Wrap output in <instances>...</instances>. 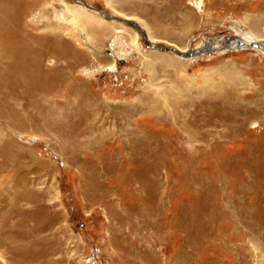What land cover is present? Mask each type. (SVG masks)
I'll list each match as a JSON object with an SVG mask.
<instances>
[{"label": "rangeland", "instance_id": "obj_1", "mask_svg": "<svg viewBox=\"0 0 264 264\" xmlns=\"http://www.w3.org/2000/svg\"><path fill=\"white\" fill-rule=\"evenodd\" d=\"M80 1L0 0V264H264V54L228 43L264 46V0ZM40 53L56 101L27 91Z\"/></svg>", "mask_w": 264, "mask_h": 264}, {"label": "bare ground", "instance_id": "obj_2", "mask_svg": "<svg viewBox=\"0 0 264 264\" xmlns=\"http://www.w3.org/2000/svg\"><path fill=\"white\" fill-rule=\"evenodd\" d=\"M77 2V4L78 5H80L81 7L83 6V7H86L87 9H90L91 10V8L88 6V5H86L85 3H82L80 0H76ZM136 2H138V1H136ZM195 3V2H194ZM199 3H200V1H196V6H199ZM80 8V7H79ZM130 8H132V7H130ZM134 8V7H133ZM130 10V9H129ZM198 10H199V8H198ZM93 11V10H92ZM131 11V10H130ZM132 12V11H131ZM134 12V11H133ZM94 13H95V11H94ZM98 13H100V15L102 14L101 12H98ZM95 14H97V13H95ZM71 15H72V19H71V21L73 22V23H76V24H78L81 28H83V29H85L87 32L89 31V32H91V33H96L97 31H96V28L95 27H92V21L86 16V15H84V13H82V12H80L79 10H73L72 12H71ZM98 15V14H97ZM100 18H102L103 20H105V21H110V22H115V21H117V22H121V23H124V22H122V21H120V20H114V19H105L102 15H101V17ZM125 19H128V20H130V17H125ZM250 19V18H249ZM136 20V19H135ZM140 20V19H139ZM250 26H251V28H253V27H255V26H258L259 24L258 23H263L264 22V16H259L258 14L255 16H252L251 17V19H250ZM140 22V21H139ZM144 22V21H143ZM142 21H141V25L145 28V29H143L142 27H140L139 25H137L138 27H140L141 28V31H142V33H144V31L143 30H146V32L148 33V38L152 41H154V42H156V39H155V37L151 34V32L149 31L150 30V27L149 26H147V24L146 25H144V23H143ZM182 23V22H181ZM3 24L4 23H2V22H0V27H3ZM125 24V23H124ZM134 24H137V23H135L134 22ZM129 25H131V24H129ZM132 26V25H131ZM5 27V26H4ZM4 27L3 28H1V30L0 31H3V30H5L4 29ZM133 28H135L134 26H132ZM259 28V27H258ZM135 29H137V28H135ZM184 29V28H183ZM138 30V29H137ZM180 30V29H179ZM249 30V29H248ZM52 32H50L49 34H50V39H51V41H52V39H53V36L55 35V31L54 30H51ZM139 31V30H138ZM131 32V31H130ZM258 33H260V32H258ZM262 34V33H261ZM130 35V38H128L130 41V44L132 45V46H136V48H137V38L139 37L137 34H133V35H131V34H129ZM38 36V35H37ZM261 37V36H260ZM263 37V36H262ZM231 39V38H230ZM254 37H245L244 39H238V38H235V39H233V40H228V43H229V45H233V47H236V48H241V47H243V45H247V43H249V46H250V43L252 42H254V48L253 49H256L257 51H259V52H261L262 54H264V46L263 45H261V43H256L254 40ZM42 40V39H41ZM57 40V37L55 38V39H53V41H54V43H55V41ZM53 41H52V45L54 44L53 43ZM152 41V42H153ZM261 45V46H260ZM205 48L206 49H209V50H207V51H210V50H212L214 47H207V45L205 46ZM53 55H55V52H52V56ZM30 57V56H29ZM53 59H55L54 57H52ZM46 59V58H45ZM50 59V58H49ZM53 59H51L50 60V63H52V65H54L53 64ZM46 60H48V59H46ZM25 61V63L22 65V67H23V69H24V71H23V74H25V72H26V75L24 76L23 75V78H24V80L25 81H27V84H28V89H27V91H28V93L30 94V95H33V98L35 99V100H48V101H56V100H58V97H59V86H58V83H59V81H55V79L52 77V75H49L50 77H52V78H50V79H47V80H44V76H42L43 74H40V72L39 71H35V66L37 65V67H39V69H40V67H41V65H42V62L43 61H45L44 60V57H42V55H41V53H40V55L38 56V57H36V61H35V59H33V60H31L30 58H28L27 59V61L26 60H24ZM27 62H29V66H27ZM51 66V65H50ZM51 67H53V66H51ZM21 69V68H20ZM38 69V70H39ZM43 69V68H42ZM56 69V68H55ZM35 71V72H34ZM55 73H56V71H55ZM54 73V74H55ZM1 75V74H0ZM5 75V74H4ZM3 75V76H4ZM40 75V76H39ZM57 75V74H56ZM56 75L54 76L55 78H56ZM48 77V76H47ZM1 82V81H0ZM70 93V92H69ZM149 98H151V97H149ZM165 101V100H164ZM41 106H42V104L41 103H38L37 104V109H38V111H39V114H36V115H31V114H29V116H27V117H24L23 118V121L24 122H22L21 123V126L22 127H25V128H27V127H29L30 128V130H32V129H36L37 131H39V130H42L43 128V126H41L42 124H40L41 123V121H42V111H41ZM50 106V105H49ZM51 106H53V105H51ZM160 106V105H159ZM54 107H55V105H54ZM51 108V107H50ZM53 111V110H52ZM51 112V111H50ZM56 113H57V111H55ZM9 113V111H6L5 110V107H3L2 108V106H1V102H0V114H8ZM51 114H54V113H51ZM55 115V114H54ZM53 116V115H52ZM57 115H55V117H56ZM54 117V116H53ZM58 119H59V116H58ZM38 122H39V124H38ZM14 130V129H13ZM34 131V130H33ZM136 134V133H135ZM11 144V143H10ZM90 145V144H89ZM19 150V149H18ZM24 154V153H23ZM27 155V154H26ZM24 156V155H23ZM16 158H17V156H16ZM10 163V162H9ZM23 162L20 160V159H16V161H15V163H13V164H11L10 166H9V170H7V177L3 180V181H1L0 182V185H1V187H0V214H3V213H7L8 211V209H9V207L7 208V206H9V201H13L14 200V197H16V196H18V195H16L17 194V191H18V187H19V185L17 186V182H18V178H15V176H18L17 174H18V172H20V169H21V167H22V164ZM7 168H8V166H7ZM16 199H17V201H18V197H16ZM10 208H12V207H10ZM17 208V207H16ZM10 225V224H9ZM80 243H82V242H80ZM153 258V257H152ZM145 263V262H144ZM171 264H180V263H172L171 262Z\"/></svg>", "mask_w": 264, "mask_h": 264}, {"label": "water", "instance_id": "obj_3", "mask_svg": "<svg viewBox=\"0 0 264 264\" xmlns=\"http://www.w3.org/2000/svg\"><path fill=\"white\" fill-rule=\"evenodd\" d=\"M82 2V1H81ZM83 3V2H82ZM96 10V9H95ZM105 19H114V20H120L124 23H127V24H131L132 26H134L135 28H137L139 31H141V28L137 26V24H134L133 21H130L128 19H120V18H116L115 16L113 15H109V14H105V13H102L101 14ZM142 32V31H141ZM230 36H227V37H220V38H223V39H228ZM219 38V37H218ZM247 45L249 46V43H247ZM254 42L250 43V46L251 47H254ZM154 46V45H153ZM159 50H163V51H166V50H169V51H172L175 55L179 56V57H192V56H195V55H198L199 54V51L202 50L203 51V48H195V49H190V50H187L186 52H181L173 47H160L158 46L157 47Z\"/></svg>", "mask_w": 264, "mask_h": 264}, {"label": "crops", "instance_id": "obj_4", "mask_svg": "<svg viewBox=\"0 0 264 264\" xmlns=\"http://www.w3.org/2000/svg\"><path fill=\"white\" fill-rule=\"evenodd\" d=\"M132 11H135L134 9Z\"/></svg>", "mask_w": 264, "mask_h": 264}]
</instances>
